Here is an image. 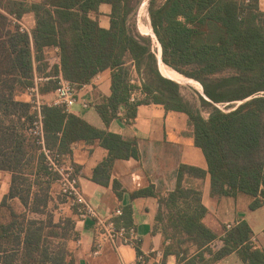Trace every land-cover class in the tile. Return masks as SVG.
<instances>
[{
    "label": "trees",
    "instance_id": "obj_1",
    "mask_svg": "<svg viewBox=\"0 0 264 264\" xmlns=\"http://www.w3.org/2000/svg\"><path fill=\"white\" fill-rule=\"evenodd\" d=\"M141 2L0 0V171L12 173L10 189L0 202V264H77L70 247L77 240L75 219L55 221L50 210L55 177L27 134L32 106L19 97L26 95L36 77L44 79L39 86L46 96L56 91L60 76L79 89L106 71L111 72V94L95 91L91 104L105 128L63 107H47L48 146L68 161L75 144L99 143L108 157L95 169L93 180L107 184L117 161L141 160L137 137L109 130L115 120L134 123L139 107L150 103L185 114L207 170L182 164L175 190L161 193L151 184L131 193V198H157L156 230L163 234L166 255H175L179 263L212 264L240 250L248 264H264V250L251 241L247 222L224 236L205 223L208 210L202 203V188L194 182L209 175L213 197L245 194L253 198L251 210L264 206V11L260 0L150 1L151 25L163 49V62L201 91L203 87L211 100L200 95L208 117L184 100L178 80L160 73L153 40L138 32L134 20ZM104 5L111 9L108 28L100 22ZM27 14L36 21L31 34L9 18ZM134 72L141 86L131 83ZM135 89L146 98L131 102ZM249 97L253 98L237 106ZM215 104L233 105L223 110ZM114 187L118 189V183ZM71 211L79 218L76 208ZM119 218L124 223L118 225L131 226L130 207ZM219 239L224 246L215 251L212 244ZM207 254L214 258L207 260Z\"/></svg>",
    "mask_w": 264,
    "mask_h": 264
},
{
    "label": "crops",
    "instance_id": "obj_2",
    "mask_svg": "<svg viewBox=\"0 0 264 264\" xmlns=\"http://www.w3.org/2000/svg\"><path fill=\"white\" fill-rule=\"evenodd\" d=\"M260 6L264 11V0H260ZM101 11L103 12L100 17L101 25L108 28L111 9L104 5ZM23 22L30 30H33L36 25L33 14L25 15ZM78 90V104L72 112L80 114L95 127L104 129L105 125L94 107L84 108L81 102L88 101L92 104L95 91L109 96L111 94V72L106 71L100 74L91 83L83 85ZM46 97L52 99L54 93ZM19 99L25 102L30 100L27 95H22ZM109 130L125 137H137L141 160L117 161L107 184H100L93 180L95 169L108 157V151L99 143L89 145L79 142L75 144L67 160L75 165L83 194L101 216H111L118 207H121L125 214L126 209L130 207L131 226L138 231L142 243L139 250L124 247L120 254L107 245L100 256H93L95 245L101 237L95 221L92 219L81 221L71 209H66L65 212L59 214L57 211L63 207L57 197L60 195L59 187L53 183L50 210L53 211L55 221L67 217L75 219L77 240L71 241L70 247L75 252L77 264H122V260L132 263L136 261L139 252L149 255L143 264H185L184 262L179 263L175 255L165 253L163 234L156 230L157 198L132 199L131 193L147 188L151 184L155 186L156 191L161 193L175 190L179 168L182 164L207 170L205 156L202 150L195 146L191 135L188 117L183 113L167 111L162 105L150 103L139 107L138 117L134 123L127 122L125 118H119L111 124ZM11 182L12 173L0 171V202L8 193ZM194 182L201 186L202 203L208 210L204 221L216 234L224 236L226 231L235 229L241 222H247L252 231L251 241L264 250V206L250 212L248 210L249 200L242 194L237 198L213 197L209 175L204 180ZM115 183H118V189H115ZM115 221L117 224L124 223L123 218L119 217L115 218ZM228 226L231 228L228 229ZM223 246L224 243L220 239L212 244L215 251ZM157 251L162 253L161 257L156 255ZM213 258V254L206 255L207 260ZM212 264H248V262L240 254V250H235Z\"/></svg>",
    "mask_w": 264,
    "mask_h": 264
},
{
    "label": "built area",
    "instance_id": "obj_3",
    "mask_svg": "<svg viewBox=\"0 0 264 264\" xmlns=\"http://www.w3.org/2000/svg\"><path fill=\"white\" fill-rule=\"evenodd\" d=\"M248 1L249 0H247V2ZM9 18L14 25H19L21 31L31 34L32 30H30L23 22V18L17 19L15 16H9ZM42 80L44 79L36 77L34 85L29 87L26 92V95L30 99L29 102L32 106L33 113L32 120L27 129V134L33 138L38 148V155L44 159L48 172L55 177V183L59 187L60 194L67 198L73 208L77 209L79 219L81 221L86 219H92L95 221L101 237L95 245L93 256H100L107 245H110L119 254L124 247L139 250L142 238L136 228L134 226H126L123 224L118 225L115 221V218L124 215L123 209L118 207L111 216H101L83 194L74 165L71 162L64 161L61 154L47 144L44 109L52 106H60L65 108L66 111H72V109L78 104L79 90L77 85L60 76L58 88L54 92V97L48 99L40 91L39 83ZM131 83L141 86V80L135 72ZM145 97V94H143L140 89H135L131 93L130 101L137 102ZM81 105L84 108H88L91 106V103L88 101H82ZM230 228L231 226H228V229ZM156 255L161 257L162 253L157 251ZM148 258L149 255L147 253L139 252L135 262L129 263L122 260V264H143Z\"/></svg>",
    "mask_w": 264,
    "mask_h": 264
},
{
    "label": "rangeland",
    "instance_id": "obj_4",
    "mask_svg": "<svg viewBox=\"0 0 264 264\" xmlns=\"http://www.w3.org/2000/svg\"><path fill=\"white\" fill-rule=\"evenodd\" d=\"M25 1H32V0H25ZM164 0H158L159 3L163 2ZM149 6H150V0H142L141 2V5L138 9V12L134 18L135 22H136V27H137V30L138 32L141 34V35H144V36H147V37H151V25L149 23ZM146 10V11H145ZM152 42H153V51L155 53H158V46H157V43L156 41L152 38ZM159 69L161 70L162 73H164V75L166 76H169V77H174L176 80H178L179 84L180 85V92H181V95L182 97L184 98L185 101L189 102L195 109H199V111L202 112V114L205 116V117H208L209 113H208V110L203 108L202 107V104H201V101H200V93H201V89L200 87L195 84L194 82L190 81L186 79L192 83V84H189L187 82H184V81H181L177 76H174L170 73H166L165 71H163L160 67ZM193 80V79H192ZM198 82V81H196ZM199 83V82H198ZM26 99V98H24ZM233 105V104H232ZM232 105H220V108H222L223 110L226 109V107H231ZM61 195V194H60ZM60 195H57L58 199L60 200V202H62V207L63 209L61 210H58L57 212L60 214H62V212H65V210H70L72 209L73 207L71 206L70 202L67 200V198H65L64 196H60ZM243 197H245L247 200H249V205H248V210L250 212H253L251 209H250V204L253 200L252 197L248 196V195H245V194H242ZM241 207H243V205H241Z\"/></svg>",
    "mask_w": 264,
    "mask_h": 264
},
{
    "label": "bare ground",
    "instance_id": "obj_5",
    "mask_svg": "<svg viewBox=\"0 0 264 264\" xmlns=\"http://www.w3.org/2000/svg\"><path fill=\"white\" fill-rule=\"evenodd\" d=\"M146 11V10H145ZM151 33L153 34V30L151 29ZM158 46V53H157V59H158V65L159 67L165 71L166 73H170L174 76H177L181 81H184V82H187L189 84H192L190 83L183 75H181L180 73H178L177 71H175L174 69L168 67L167 65H165L162 61V57H161V51H160V46L159 44L157 45Z\"/></svg>",
    "mask_w": 264,
    "mask_h": 264
},
{
    "label": "water",
    "instance_id": "obj_6",
    "mask_svg": "<svg viewBox=\"0 0 264 264\" xmlns=\"http://www.w3.org/2000/svg\"><path fill=\"white\" fill-rule=\"evenodd\" d=\"M151 1V0H150ZM148 11H149V9H148ZM149 23H150V25H151V20H150V17H149ZM151 28H152V25H151ZM152 30H153V28H152ZM151 36H152V38L156 41V43H157V45L159 44V46H160V51H161V57H162V53H163V49H162V46H161V44H160V42H159V40H158V38H157V36H156V34L154 33V31H153V34L151 33ZM158 60V59H157ZM162 61H163V59H162ZM164 63V62H163ZM165 64V63H164ZM159 71H160V69H159ZM160 73H161V71H160ZM162 74V73H161ZM164 76V75H163ZM165 77V76H164ZM167 78V77H166ZM169 79V78H168ZM171 80V79H170ZM192 80V79H191ZM173 81V80H172ZM195 81V80H194ZM174 82H176V81H174ZM177 84H181V83H178V82H176ZM200 84V83H199ZM201 85V84H200ZM202 86V85H201ZM201 96L202 97H204L206 100H208V101H211L206 95H205V93H204V90H203V87H202V91H201ZM261 96V95H260ZM253 97H249V98H247V99H245V100H242V101H239V102H237L236 104H237V106L238 105H241V104H244L245 102H247V101H249V100H251ZM215 106L216 107H219L220 108V105L219 104H215ZM222 109V108H221Z\"/></svg>",
    "mask_w": 264,
    "mask_h": 264
}]
</instances>
